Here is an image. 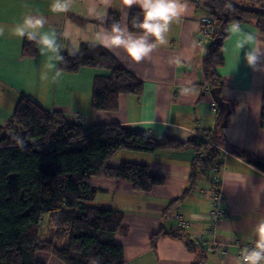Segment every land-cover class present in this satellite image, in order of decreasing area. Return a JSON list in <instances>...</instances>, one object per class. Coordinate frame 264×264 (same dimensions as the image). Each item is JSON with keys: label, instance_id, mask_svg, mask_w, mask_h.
I'll return each instance as SVG.
<instances>
[{"label": "crops", "instance_id": "1", "mask_svg": "<svg viewBox=\"0 0 264 264\" xmlns=\"http://www.w3.org/2000/svg\"><path fill=\"white\" fill-rule=\"evenodd\" d=\"M52 2L0 0V24L12 26L22 22L29 9L48 18L43 29L47 32L54 29L62 32L66 25L74 30L77 25L84 27L95 23L81 14L80 5L67 14H54L50 11ZM120 7L121 0H113V6L107 11L106 28L111 13L120 14L121 25L128 28L129 14L140 10L133 6L125 17ZM207 17L211 15L206 1L188 0L187 13L171 25L168 43L158 45L150 59L140 62L128 58L123 49L110 51L100 47L144 84L140 96L120 94L118 109L114 112L96 111L91 107L93 78L109 74L108 71L95 67H82L74 72L62 70L59 83L52 82L53 71L47 82L42 81L40 73L47 60L40 55L38 46L36 55L29 57L23 53L25 39L6 33L0 37V129L8 124L21 96H39L51 86L55 97L60 94L63 101L55 102L49 109L62 112L70 121H77V115L82 116L85 130L121 125L154 139L168 137L181 142L214 132L220 106L214 100L203 71L205 49L213 35V32L209 36L202 34V21ZM234 25L228 26L224 65L217 69L224 83L223 99L235 104L223 130V139L214 141L221 153L216 163H221L220 187L226 198V217L214 234L208 233L206 216L212 210L209 191L213 186L207 177L199 179L198 187L187 198L172 205L189 185L190 166L195 157L191 149L151 153L121 150L111 159L110 167H119L123 162L146 164L166 180L163 186L148 193L136 192L124 181L104 178L92 181L97 191L94 204L124 213L126 231L118 233L114 242L123 247L125 264H236L237 245L250 244L255 223L264 218V172L253 163L264 160V129L260 124L264 100V70L260 69L264 68V55L254 70L248 65L245 52L249 46L255 47L256 42L250 41L249 46L242 49L239 47L247 40L246 34L257 37L264 47V34L254 23L240 24V32L233 31ZM83 45L87 44L81 47ZM182 87H191L194 91L182 94ZM213 103L217 105V113L211 110ZM212 173L214 175L213 170ZM212 173L209 172L213 179ZM202 191L209 193L204 195ZM177 214L190 223L189 231L178 227ZM47 229L48 239L53 240L55 230ZM170 230H183L192 239L206 233L207 247L196 242L199 249L192 252L184 239L166 234ZM160 231L165 234L158 238L154 249L151 240ZM214 244H219L224 252H210L208 247ZM41 255H45L43 262L46 264H62L49 254Z\"/></svg>", "mask_w": 264, "mask_h": 264}, {"label": "trees", "instance_id": "2", "mask_svg": "<svg viewBox=\"0 0 264 264\" xmlns=\"http://www.w3.org/2000/svg\"><path fill=\"white\" fill-rule=\"evenodd\" d=\"M236 2L264 9V0ZM206 5L215 30L205 49L203 71L206 83L212 90H219L223 102L217 128L208 135L181 142L168 137L154 139L121 125L85 130L82 122L70 121L60 111L45 110L24 95L19 98L11 120L0 129V264H46L38 259L39 254H49L62 264H125L124 249L114 242L118 233L126 231L124 213L95 205L97 191L92 181H124L134 191L148 193L166 180L146 164L123 162L119 167H110L111 159L121 150L151 153L188 148L194 152L189 185L172 205L187 198L198 187L200 178L207 177L216 187L209 172L221 166L216 163L221 153L211 142L223 139L235 106L223 99L224 83L217 74L224 65L228 26L254 23L264 34V14L242 10L224 0H211ZM137 19L142 20L143 13L135 9L129 14L128 28L140 35L134 27ZM117 21L121 24L120 14L111 13L107 28L110 30ZM23 53L35 56L37 45L25 39ZM65 57L68 63L59 65L63 71L74 72L82 67L108 71L94 79L91 107L96 111L114 112L120 94L140 96L143 92L142 80L100 47L83 45L78 56ZM260 124L264 129V100ZM13 136L24 140L23 148ZM253 163L264 172V160ZM47 227L55 229L53 241L46 237ZM163 234L160 231L153 236L152 248ZM166 234L184 239L192 252L199 249L183 230Z\"/></svg>", "mask_w": 264, "mask_h": 264}, {"label": "clouds", "instance_id": "3", "mask_svg": "<svg viewBox=\"0 0 264 264\" xmlns=\"http://www.w3.org/2000/svg\"><path fill=\"white\" fill-rule=\"evenodd\" d=\"M83 8L82 15H86L94 24L84 27L75 26L72 30L65 26L62 32L52 30L43 31L48 24V18L38 13L27 10L22 22L12 26L0 24V37L9 34L13 37L26 39L33 42L39 48V53L46 57L47 63L41 70L40 79L47 82L49 73L54 71L51 77L53 83H59L62 69L57 65L67 64L64 55L76 57L81 53V44L89 47H103L110 51L123 49L127 57L134 62L150 59L153 50L158 45L168 43L167 35L173 22H179L188 11V0H121L120 11L127 17L129 10L137 6L143 13V19L134 23L139 29L140 35L129 32L127 25L122 26L118 21L106 28L107 11L113 6V0H53L50 11L54 14H67L74 6ZM233 31L240 32L238 24L233 26ZM247 40L239 45L240 49L249 46L250 41H255L256 46L250 47L245 52V59L249 66L257 69L259 59L264 55V47L260 46L257 37L246 34ZM260 70H264L261 68ZM194 91L191 87H182V94ZM17 145L24 147L25 142L19 136H13ZM254 237H249L250 246L241 249L236 264H264V218L258 220L253 228Z\"/></svg>", "mask_w": 264, "mask_h": 264}, {"label": "built area", "instance_id": "4", "mask_svg": "<svg viewBox=\"0 0 264 264\" xmlns=\"http://www.w3.org/2000/svg\"><path fill=\"white\" fill-rule=\"evenodd\" d=\"M212 22L213 21H212L211 17H207V18L203 19V21H202V34L209 36V34L214 32L215 29L212 26ZM211 110L214 113L218 112V108H217V105L215 103L212 104ZM76 118H77L78 122L83 119V117L80 115H77ZM211 143L214 147L218 148V144H216L214 142H211ZM213 172H214L213 181H214V185L216 187L211 189L209 191L210 193L208 191H202V194H204V195H207L209 193L211 204H212V210L206 216V220L208 221V224H209L208 233H210V234H214L216 232V230L219 228L220 224L224 221L226 214H227V210L225 208L226 198H225L224 194L222 193V190L220 187V181L221 180H220V176H219V172H220L219 166L216 165L213 168ZM176 218L178 219V222H179L178 227L180 229L188 230V231L190 230V223L184 222L182 220L181 215L177 214ZM205 235H206V233L200 234V235H197L196 237H194L193 239L195 240V242L206 246V244H208V243L205 239ZM245 246H250V244H248V245H237L238 257L240 255L241 249L244 248ZM208 250L210 252H218V253L224 252V249L219 244H214V245L208 247Z\"/></svg>", "mask_w": 264, "mask_h": 264}, {"label": "rangeland", "instance_id": "5", "mask_svg": "<svg viewBox=\"0 0 264 264\" xmlns=\"http://www.w3.org/2000/svg\"><path fill=\"white\" fill-rule=\"evenodd\" d=\"M105 75V74H104ZM93 79H95V77L93 78ZM93 84H94V81H93ZM51 87V86H50ZM50 87L49 88H47V90H42L43 91V94H38L39 96H26V95H24V96H26L27 98H29V99H31V100H33V101H35V102H37L39 105H41L45 110H48L49 108H51V107H53V105H55V102H56V104H59V103H62V101H63V98H61L60 97V94L58 95V97L56 98L55 97V95H54V91H53V89L51 88L50 89ZM92 90H93V85H92ZM48 111H51L50 109L48 110ZM14 114V113H13ZM13 114H12V116H13ZM11 118L12 117H10L9 118V121L11 120ZM8 121V122H9ZM82 121V120H81ZM81 121H79V122H81ZM7 126V125H6ZM50 228V227H49ZM54 229V228H53ZM48 230V229H47ZM55 230V229H54ZM46 237H48V232L46 231ZM194 242H195V240L194 239H192ZM51 241H53V240H51ZM38 259L40 260V261H45V255H41V254H39L38 255ZM47 260H49V259H47Z\"/></svg>", "mask_w": 264, "mask_h": 264}, {"label": "water", "instance_id": "6", "mask_svg": "<svg viewBox=\"0 0 264 264\" xmlns=\"http://www.w3.org/2000/svg\"><path fill=\"white\" fill-rule=\"evenodd\" d=\"M201 1L208 2V1H211V0H201ZM224 1L234 5L237 8H240L242 10L252 11L253 13H256V14H264V9H258V8H252V7H249V6H245V5H242V4L238 3V2H236V0H224ZM212 95H213L214 100L216 101V103L221 108L223 102L220 100L219 90H212Z\"/></svg>", "mask_w": 264, "mask_h": 264}]
</instances>
